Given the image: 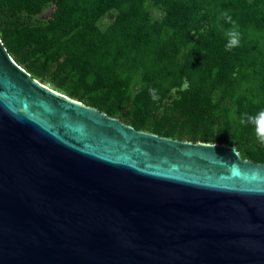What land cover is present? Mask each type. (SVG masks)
I'll list each match as a JSON object with an SVG mask.
<instances>
[{
	"label": "water",
	"instance_id": "obj_1",
	"mask_svg": "<svg viewBox=\"0 0 264 264\" xmlns=\"http://www.w3.org/2000/svg\"><path fill=\"white\" fill-rule=\"evenodd\" d=\"M0 264H264V163L138 131L0 37Z\"/></svg>",
	"mask_w": 264,
	"mask_h": 264
},
{
	"label": "trees",
	"instance_id": "obj_2",
	"mask_svg": "<svg viewBox=\"0 0 264 264\" xmlns=\"http://www.w3.org/2000/svg\"><path fill=\"white\" fill-rule=\"evenodd\" d=\"M0 37L33 78L138 131L264 163L239 124L264 111V0H0Z\"/></svg>",
	"mask_w": 264,
	"mask_h": 264
},
{
	"label": "clouds",
	"instance_id": "obj_3",
	"mask_svg": "<svg viewBox=\"0 0 264 264\" xmlns=\"http://www.w3.org/2000/svg\"><path fill=\"white\" fill-rule=\"evenodd\" d=\"M220 19L225 20V22L230 23L231 27L226 31V36L228 39V44L226 46V50H231L234 47H238L240 44V34L238 31V26L234 21H232L231 17L227 12L221 14ZM152 98L158 99L155 95V90H149ZM239 124L242 126H247L248 124H252L255 126V139L259 141V143L264 144V111L259 112L256 116H250L245 114L239 120Z\"/></svg>",
	"mask_w": 264,
	"mask_h": 264
},
{
	"label": "rangeland",
	"instance_id": "obj_4",
	"mask_svg": "<svg viewBox=\"0 0 264 264\" xmlns=\"http://www.w3.org/2000/svg\"><path fill=\"white\" fill-rule=\"evenodd\" d=\"M51 12H52V11H51ZM51 12H50V13H51Z\"/></svg>",
	"mask_w": 264,
	"mask_h": 264
}]
</instances>
